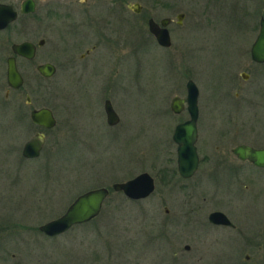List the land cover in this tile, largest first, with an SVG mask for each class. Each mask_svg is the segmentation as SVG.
Returning <instances> with one entry per match:
<instances>
[{
	"label": "rangeland",
	"instance_id": "374dc122",
	"mask_svg": "<svg viewBox=\"0 0 264 264\" xmlns=\"http://www.w3.org/2000/svg\"><path fill=\"white\" fill-rule=\"evenodd\" d=\"M133 2L142 6L140 13H116L108 25L112 31L100 32L99 56L80 59L93 40L49 51L44 60L55 64V75L40 79L32 67L23 66L28 69L25 83L7 99L5 58L10 52L0 49V264L263 261L253 245L259 242L255 230H264V169L241 165L231 148L244 140L264 146V63L250 56L264 0ZM179 13L184 14L180 25ZM149 17L172 19L171 47H160L151 37ZM71 58L76 65H69ZM188 79L199 89L201 139L212 145L211 153H228L233 166L217 169L214 162L201 161L194 177L182 180L172 133L188 113H173L170 102L175 95L185 98ZM230 79L254 90L253 118L235 109V92L243 90L228 85ZM107 99L119 116L114 126L106 122ZM43 106L53 111L56 126L45 132L41 155L25 159L24 143L40 130L29 112ZM141 172L155 180L148 198L133 201L111 190L97 220L56 237L38 230L78 195L111 188ZM212 211L224 212L235 228L211 225Z\"/></svg>",
	"mask_w": 264,
	"mask_h": 264
},
{
	"label": "water",
	"instance_id": "95a60500",
	"mask_svg": "<svg viewBox=\"0 0 264 264\" xmlns=\"http://www.w3.org/2000/svg\"><path fill=\"white\" fill-rule=\"evenodd\" d=\"M135 6H138L137 3ZM31 9L32 6H29L24 10ZM183 17V13L176 15V23L178 25L181 24ZM14 18V12H12L9 18H3L0 15V28L6 26L7 22ZM171 22L172 19L170 17L162 18L159 23L153 18L148 20V30L154 36L156 43L160 47L169 48L172 45L171 35L168 29ZM258 24L259 29L251 44L250 56L254 62L264 63V16L260 17ZM12 52L14 55L32 59L35 54V46L31 42L14 44L12 46ZM37 71L42 76L49 78L54 75L56 69L53 64L44 63L37 66ZM241 75L243 79L247 78L244 72ZM6 82L8 87L12 89H18L24 83L23 77L16 66L15 57L13 56L7 59ZM185 88V98L177 95L173 96L170 102V109L173 113L179 114L186 105V111L189 115L187 120L175 125L172 133V140L176 144L177 171L182 178L187 179L194 175L199 164V157L195 146L197 140L196 123L199 114V89L192 79L186 81ZM27 101H30L29 97H27ZM104 111L106 114V122L109 126H114L119 122V116L109 99L104 102ZM30 118L35 125L45 129H52L56 126L53 111L46 106L33 108L30 112ZM44 140L43 133H36L24 143L22 156L25 158L39 157L44 146ZM232 152L241 160H248L256 166L264 167V147L253 148L247 145H238L232 149ZM111 189L114 192H121L129 200H143L154 192L155 180L148 172H141L126 181L114 182L111 185ZM109 193L110 190L107 187H97L87 190L78 195L62 215L43 223L38 227V230L47 237H55L69 231L75 225L94 219L100 214L103 203L108 198ZM165 210L168 212L167 209ZM208 221L216 225L234 226L228 216L222 211L210 212L208 214ZM184 248L186 250L189 249V245H185Z\"/></svg>",
	"mask_w": 264,
	"mask_h": 264
},
{
	"label": "flooded vegetation",
	"instance_id": "af4514ba",
	"mask_svg": "<svg viewBox=\"0 0 264 264\" xmlns=\"http://www.w3.org/2000/svg\"><path fill=\"white\" fill-rule=\"evenodd\" d=\"M25 3L27 4V7L32 6V9L24 10L27 8ZM136 3L138 6H135ZM0 6H1L0 15L3 16V18H9L11 17L12 12L15 13V18L13 20L8 21L6 26L0 28V49L8 48V51L10 52L5 58L6 64H7V59L9 57L12 56L15 57L16 66L23 77L24 83L26 77L25 73L26 71H28V69L25 70L23 66L32 67L30 72H32L33 75H36L35 77H37L38 75L40 79L48 80L55 75L54 74L50 78H47L39 74L37 71L38 65L44 63L53 64L47 60H44L46 59V57L48 58L49 51H53V50L57 51L60 49H66L70 47L79 48L83 46L85 43H87V41L93 40L91 46L89 48H86L84 52L80 53L79 55L80 59L84 60L89 57L93 58L95 56H99L100 51H98V48L102 42L100 32H107V30L110 27H111L110 32L112 31L113 26H108L112 24L111 21L112 17H114L116 13L123 14L124 12L138 14L142 9V6L138 2H133V0H0ZM150 18L152 17H149L148 20ZM160 20L157 22L159 23ZM102 21H104L105 24H102ZM102 28H104V30H102ZM54 34L56 35V37H52ZM149 34L154 39L153 35L151 33ZM22 42H31L34 44L35 54L32 59H27L23 56H18L13 54L12 46L14 44H19ZM38 59L44 61L37 62ZM76 64L77 61L74 58H71L69 65L74 66ZM33 65H34V69H33ZM53 65L55 66V64ZM5 78H6V72H5ZM240 78L242 81L247 80V78L243 79L241 74H240ZM23 85L18 89H11L7 85V89L5 92V99L8 98L11 92L20 91ZM228 85L231 86L233 85V87L238 86L240 90H243L241 92H235L234 96L239 101V104L236 106L235 109L239 110L240 113L243 114L246 118H253L252 116L254 114H257V109H256L257 101L250 97V94L254 92V90L253 91L251 90L249 91L246 89L244 90L243 88H241L242 86H240L241 85L240 81L235 79H230L228 81ZM27 97H29L30 99L29 102L27 101ZM25 100H26V104L30 106L31 98L29 95H26ZM32 109L33 108H31V110ZM30 112H29V118H30ZM219 115L222 117L223 114H219ZM198 120H199V114L196 123L197 140L195 143L196 151L199 157V164L194 175L198 172L199 167L201 165V161L214 162V165L217 169L219 168L224 169L230 166L232 167L233 165L229 160L228 153L226 152L211 153L212 145L210 143L204 142L201 139V135L199 134ZM37 127L40 130L35 132L34 135L36 133H43L45 137V132L48 131V129L39 126ZM241 130L244 131L242 128ZM258 136L259 135H257V137ZM250 138H253L256 141L255 136L253 137L249 136L247 139ZM250 141L244 140L243 142H238L235 144L234 147L238 145H247L253 148L264 147V146L262 147L256 146L255 144L251 143L252 141L251 142ZM204 145L205 148L203 147ZM234 147L231 148V153L234 156V158L238 160V162H240L241 165H246L256 170L264 169V167H259L254 165L251 161L239 159L232 152V149ZM201 154H205L203 155L204 157L202 159L200 157ZM21 155H22V150H21ZM213 171L214 170L211 171L207 170L206 173L208 172L213 173ZM177 175L182 180H187L194 177L193 175L192 177L187 179L182 178L179 175L178 171H177ZM206 176L209 177V175ZM248 187L249 186L246 185V188ZM210 224L213 226L225 227L229 229L235 228V226L216 225L212 223ZM263 228H264V224H263ZM258 229L255 230L256 232L254 234L256 236L257 233V238L259 242L254 244L253 247L257 249V252H261L260 256L264 257V230L259 231ZM260 264H264V259L263 261H261Z\"/></svg>",
	"mask_w": 264,
	"mask_h": 264
},
{
	"label": "trees",
	"instance_id": "16d2710c",
	"mask_svg": "<svg viewBox=\"0 0 264 264\" xmlns=\"http://www.w3.org/2000/svg\"><path fill=\"white\" fill-rule=\"evenodd\" d=\"M171 176H174V175H171ZM124 198V197H123ZM122 198V199H123ZM95 220H97V217L96 218H94V219H92L91 221H95ZM91 221H89V222H91ZM86 224V223H85ZM82 225V224H81Z\"/></svg>",
	"mask_w": 264,
	"mask_h": 264
}]
</instances>
